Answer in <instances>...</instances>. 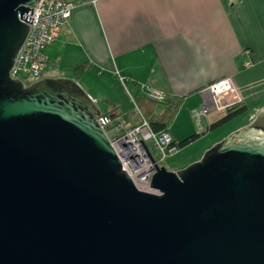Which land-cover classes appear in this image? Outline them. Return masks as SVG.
<instances>
[{
    "label": "water",
    "instance_id": "1",
    "mask_svg": "<svg viewBox=\"0 0 264 264\" xmlns=\"http://www.w3.org/2000/svg\"><path fill=\"white\" fill-rule=\"evenodd\" d=\"M39 0H0V264H264V109L139 189L70 77L11 76Z\"/></svg>",
    "mask_w": 264,
    "mask_h": 264
},
{
    "label": "crops",
    "instance_id": "2",
    "mask_svg": "<svg viewBox=\"0 0 264 264\" xmlns=\"http://www.w3.org/2000/svg\"><path fill=\"white\" fill-rule=\"evenodd\" d=\"M70 1L68 20L46 47V76L118 84L132 100L143 86L180 98L166 129L175 141L226 114H199L211 105L209 84L223 76L234 81L246 112L264 109V0ZM87 92L97 103V90ZM111 102L103 112L120 113L117 98Z\"/></svg>",
    "mask_w": 264,
    "mask_h": 264
},
{
    "label": "built area",
    "instance_id": "3",
    "mask_svg": "<svg viewBox=\"0 0 264 264\" xmlns=\"http://www.w3.org/2000/svg\"><path fill=\"white\" fill-rule=\"evenodd\" d=\"M74 6L75 2L70 0H39L32 14H29L34 18L32 23L29 22L28 34L11 69L12 77H17L28 85L42 78V75L46 76L50 65L46 47L58 38ZM141 88L154 100L165 99L166 93L160 90L145 86ZM207 89L212 94L211 105L203 104L199 111L200 115L206 114L211 109H228L241 103V95L230 76H223L213 81ZM134 105L140 114L138 123L128 125L125 114L105 112L99 114L97 122L118 155L122 168L129 174L135 185L141 190L159 193L157 189L149 185L156 169L139 139L143 140L152 155L147 142L153 141L154 148L160 155L159 160L154 157L159 165L161 161L174 155L179 147L167 130L154 131L135 102Z\"/></svg>",
    "mask_w": 264,
    "mask_h": 264
},
{
    "label": "rangeland",
    "instance_id": "4",
    "mask_svg": "<svg viewBox=\"0 0 264 264\" xmlns=\"http://www.w3.org/2000/svg\"><path fill=\"white\" fill-rule=\"evenodd\" d=\"M52 73L54 72L50 71L47 74L50 75ZM41 77H44V75H42ZM80 85L86 92L97 90V92L99 93L97 94V96L99 98L96 101L102 112L107 111L108 109H110V107H115L116 104H113L115 102L112 103L111 101L112 99L117 98V100L119 101V104L117 105H119L118 107L122 109V111L119 110L120 113H123L127 117L132 118L128 119V125L138 123L140 121V114L135 108L131 96L125 91L124 87H121L118 84H112L110 86L104 87L101 84H98L97 82H95L94 87H89L84 82V80H82V84ZM160 108L161 106L159 107V109ZM257 113L252 116V113L243 111L242 113H239L238 115H236L226 123L222 124L221 126L216 127L212 130H206L205 132L201 133L200 136L197 137L195 140L179 148L174 155H171L165 160L161 161L160 165H164L167 169L174 171L186 167L190 163L199 160L206 152V150L212 147L215 143L221 141L223 138H225L227 135H229L236 129L248 124L256 116ZM203 130L185 131H187V133L190 135L193 133L202 132ZM147 145L152 150L154 157L159 160L160 155L158 151L154 148L153 141L149 140L147 142Z\"/></svg>",
    "mask_w": 264,
    "mask_h": 264
},
{
    "label": "trees",
    "instance_id": "5",
    "mask_svg": "<svg viewBox=\"0 0 264 264\" xmlns=\"http://www.w3.org/2000/svg\"><path fill=\"white\" fill-rule=\"evenodd\" d=\"M82 68L83 65H79L76 67V70H81ZM132 97L142 115L147 119L150 127L156 132H160L168 128L170 122L174 118L180 106L181 101L180 98H170L167 94L165 96V99L157 101L150 98L142 88H139ZM158 106H161V110H157ZM246 109L247 106L244 104H236L234 106H231L227 109V112L224 116L208 124L205 130L199 133L190 134L182 140L176 141V144L179 148H181L191 141L195 140L200 136L201 133L205 132L206 130H212L216 127L221 126Z\"/></svg>",
    "mask_w": 264,
    "mask_h": 264
}]
</instances>
